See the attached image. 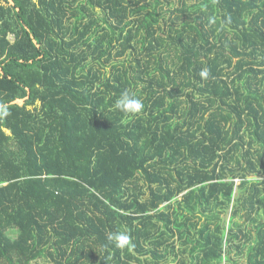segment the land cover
Returning a JSON list of instances; mask_svg holds the SVG:
<instances>
[{
	"label": "trees",
	"instance_id": "trees-1",
	"mask_svg": "<svg viewBox=\"0 0 264 264\" xmlns=\"http://www.w3.org/2000/svg\"><path fill=\"white\" fill-rule=\"evenodd\" d=\"M0 106V264H264V0H0Z\"/></svg>",
	"mask_w": 264,
	"mask_h": 264
},
{
	"label": "clouds",
	"instance_id": "clouds-1",
	"mask_svg": "<svg viewBox=\"0 0 264 264\" xmlns=\"http://www.w3.org/2000/svg\"><path fill=\"white\" fill-rule=\"evenodd\" d=\"M200 75L202 77H207L208 71L205 69L200 73ZM114 107L116 110L126 115H136L142 111L144 105L142 100L136 98L133 94H130L129 92L125 91L115 102ZM0 115H8L6 106H0ZM107 240L112 242L115 248L118 249L133 247V245L131 244V236L126 230L109 232Z\"/></svg>",
	"mask_w": 264,
	"mask_h": 264
},
{
	"label": "water",
	"instance_id": "water-1",
	"mask_svg": "<svg viewBox=\"0 0 264 264\" xmlns=\"http://www.w3.org/2000/svg\"><path fill=\"white\" fill-rule=\"evenodd\" d=\"M23 102L24 101H16V102H14V104H20L21 105V104H23Z\"/></svg>",
	"mask_w": 264,
	"mask_h": 264
}]
</instances>
